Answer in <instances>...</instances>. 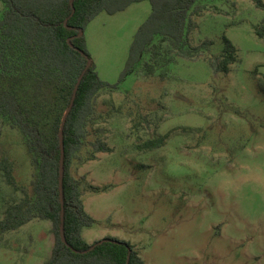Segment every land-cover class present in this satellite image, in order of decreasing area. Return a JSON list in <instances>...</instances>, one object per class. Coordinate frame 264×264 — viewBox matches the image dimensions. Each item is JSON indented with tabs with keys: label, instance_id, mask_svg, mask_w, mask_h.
Wrapping results in <instances>:
<instances>
[{
	"label": "rangeland",
	"instance_id": "rangeland-1",
	"mask_svg": "<svg viewBox=\"0 0 264 264\" xmlns=\"http://www.w3.org/2000/svg\"><path fill=\"white\" fill-rule=\"evenodd\" d=\"M198 3L208 9L193 18L192 45L210 42V50L179 59L166 76L136 72L120 82L134 37L152 13L149 1L103 12L86 28L91 61L119 89L99 101L102 111L117 108L98 126L112 152L73 172L89 185L111 186L84 192L97 223L83 237L89 244L107 237L130 243L145 264H264V34L256 30L264 28V9L251 0ZM224 37L238 55L229 74L210 64L221 57ZM166 134L162 148L138 149ZM3 147L28 181L21 137L4 129L0 156ZM10 192L0 174V220ZM54 242L52 223L34 221L5 236L0 264H46Z\"/></svg>",
	"mask_w": 264,
	"mask_h": 264
},
{
	"label": "trees",
	"instance_id": "trees-1",
	"mask_svg": "<svg viewBox=\"0 0 264 264\" xmlns=\"http://www.w3.org/2000/svg\"><path fill=\"white\" fill-rule=\"evenodd\" d=\"M143 1L151 3L152 13L134 37L120 82L136 72L166 76L179 59L195 60L209 52L210 42L194 46L191 41L198 28L193 18L208 9L198 0H0L4 5L0 13V136L10 129L21 137L31 168L28 181H21L16 161L2 148L0 174L11 192L2 197L0 244L7 234L34 221H49L55 242L46 264H145L125 241L112 237L94 244L86 241L84 230L97 221L86 211L84 192L89 188L95 194L105 193L111 186L89 185L85 177L73 174L98 160L99 154L112 152L103 138L105 129L98 126L117 108L102 111L99 101L119 89V84L101 79L94 63L87 69L91 56L86 28L103 12L115 15ZM251 1L264 9L263 0ZM256 30L263 37L264 28ZM224 44L221 57L210 64L216 72L229 74L238 61L237 48L227 37ZM81 78L63 130L62 220L60 132ZM169 137L148 140L138 149L155 151Z\"/></svg>",
	"mask_w": 264,
	"mask_h": 264
},
{
	"label": "water",
	"instance_id": "water-1",
	"mask_svg": "<svg viewBox=\"0 0 264 264\" xmlns=\"http://www.w3.org/2000/svg\"><path fill=\"white\" fill-rule=\"evenodd\" d=\"M92 61L89 60L88 61V65H87V69L90 68V66L92 65ZM81 80L82 78L78 81V84L75 88V92H74V97H73V101H72V104L71 106L68 108L67 112L65 113V116L62 120V125H61V132H60V140H61V150H62V158H61V170H60V190H61V203H62V206H63V209H62V220H64V197H63V181H64V144H63V130H64V126H65V123H66V120H67V117L71 111V108H72V105H73V102L76 98V93L78 91V88H79V85L81 83ZM61 235H62V240L64 243H66V238H65V235H64V231H63V226L61 228Z\"/></svg>",
	"mask_w": 264,
	"mask_h": 264
}]
</instances>
